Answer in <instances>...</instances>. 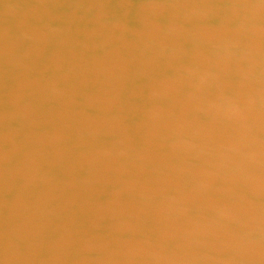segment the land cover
I'll return each mask as SVG.
<instances>
[{"label":"water","instance_id":"water-1","mask_svg":"<svg viewBox=\"0 0 264 264\" xmlns=\"http://www.w3.org/2000/svg\"><path fill=\"white\" fill-rule=\"evenodd\" d=\"M260 0H0V264H264Z\"/></svg>","mask_w":264,"mask_h":264},{"label":"clouds","instance_id":"clouds-1","mask_svg":"<svg viewBox=\"0 0 264 264\" xmlns=\"http://www.w3.org/2000/svg\"><path fill=\"white\" fill-rule=\"evenodd\" d=\"M228 7L246 8V9H264V0H260L259 4H237V5H229ZM2 257L5 264H9V248L7 244H5V247L3 249Z\"/></svg>","mask_w":264,"mask_h":264}]
</instances>
